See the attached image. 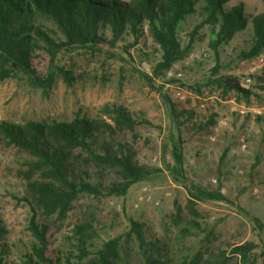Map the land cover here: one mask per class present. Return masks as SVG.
Masks as SVG:
<instances>
[{"label": "trees", "instance_id": "16d2710c", "mask_svg": "<svg viewBox=\"0 0 264 264\" xmlns=\"http://www.w3.org/2000/svg\"><path fill=\"white\" fill-rule=\"evenodd\" d=\"M230 1L0 0V82L25 76L31 85L47 89L58 74L65 79L73 78L70 70L56 62L62 51L101 53L106 45L116 47L118 40L125 39L127 34L132 37V42L122 44V48L134 59L130 51L132 45L150 37L160 55L153 63L151 73L140 69L137 72L162 95L172 110L170 119L174 125L163 145V164L172 180L188 192L187 206L193 214L188 222L199 227V214L194 208L196 201L226 200V196L221 188L210 189L187 175L183 127L194 132L208 130L216 123L217 114L212 112L199 117L193 110L179 109L164 88L165 83L176 81L174 77L167 78V73L189 55L199 29L204 26L210 29L209 46L216 54L212 76L222 66H231L230 62L221 63L220 48L249 26L252 40L235 61L253 59L264 52V10L248 13L243 2L230 5ZM191 18L196 21L195 27L183 36L182 29ZM145 54L139 52L140 57ZM45 56L49 67L42 73L37 61ZM110 56L127 61L118 52H112ZM251 75V87L243 85L245 76L226 74L213 79L225 92L232 91L249 98L255 93L254 88H264V73ZM257 121L264 123V114L257 115ZM146 122L118 102L105 103L96 116L79 111L71 120L51 118L23 124L0 120L2 141L28 152L32 156L29 169L42 172L41 178L29 180V195L20 199L30 207L28 229L33 239L18 264H64L62 252L51 250L52 225L45 220L54 215L62 219L76 198L81 195L99 199L125 196L133 184L163 173L138 159L137 130ZM228 150L226 148L223 155ZM167 152L172 161L166 160ZM174 206L181 213L182 208L176 200ZM41 215L45 216L44 220ZM180 219L177 214L176 221ZM253 220L264 232L262 220L259 217H253ZM129 223L127 233L103 242L96 250L90 248L91 239L97 236L92 223L76 225V243L70 252L76 259L75 264H178V261L184 264L172 256L168 244L148 233L142 222L129 218ZM188 230L183 227L180 234L188 235ZM5 233L0 217V239ZM256 247L254 242L245 241L234 245L231 253L238 259V264H259L253 252ZM5 254L0 247V264H17L7 262ZM202 257L203 252L199 251L192 259L193 263ZM215 258L213 264H221L225 251L217 253Z\"/></svg>", "mask_w": 264, "mask_h": 264}, {"label": "rangeland", "instance_id": "374dc122", "mask_svg": "<svg viewBox=\"0 0 264 264\" xmlns=\"http://www.w3.org/2000/svg\"><path fill=\"white\" fill-rule=\"evenodd\" d=\"M238 2L245 4L248 13L264 10V0H232L229 4ZM195 24L193 18L189 19L181 34L185 36ZM124 37L116 47L106 45L101 53L82 50L59 53L57 64L70 70L73 78L65 79L58 74L47 89L31 85L25 76L0 82V120L19 124L51 118L71 120L79 111L96 116L105 103H123L137 117L147 120L137 130L138 159L163 171L133 184L125 196L99 199L81 195L62 219L57 215L46 219L53 231L51 250L62 252L64 264H75L76 259L70 252L76 243V225L92 223L97 236L91 239L90 248L96 250L103 242L127 233L129 218H134L144 224L148 233L168 244L172 256L181 263L194 264L192 259L201 251L203 257L195 264L207 261L213 264L217 253L225 251L221 264H238L231 248L252 241L257 244L253 252L259 264H264V232L253 220L259 217L264 223V123L257 121V115L264 114V88H254L255 93L246 98L236 92H225L213 79L226 74L263 75L264 63L257 61L258 56L235 61L239 52L250 45L251 27L238 32L229 44L220 48L221 63L230 62L231 66H222L215 76L211 70L216 64V54L209 46L208 26L199 29L192 51L166 75L176 80L165 83L164 90L177 108L193 110L199 117L217 114L216 123L208 130L194 132L183 127L187 175L210 189L221 188L226 196V200L196 201L199 227L188 222L193 217L187 206L188 192L172 180L163 164V145L174 125L170 119L172 110L137 72L140 69L151 73L160 53L147 37L145 42L132 45L130 51L135 56L132 59L122 48V44L132 42V37L127 34ZM141 51L146 56L140 57ZM112 52L122 54L127 61L111 57ZM37 64L46 73L48 57L38 59ZM254 67L257 69L253 73ZM242 137L247 142L245 148ZM226 148L229 150L223 155ZM30 159L28 152L6 144L0 137V217L6 229L0 247L6 253L5 260L17 264L33 239L28 229L30 207L20 199L29 195V180H37L42 175L29 169ZM166 160L172 161L169 152ZM175 200L182 208L181 213L174 206ZM177 214L179 221H176ZM44 219L41 215V220ZM183 227L190 234L182 236Z\"/></svg>", "mask_w": 264, "mask_h": 264}, {"label": "built area", "instance_id": "2783aa9c", "mask_svg": "<svg viewBox=\"0 0 264 264\" xmlns=\"http://www.w3.org/2000/svg\"><path fill=\"white\" fill-rule=\"evenodd\" d=\"M257 61L259 63H264V55H259L257 57ZM256 67L252 69V72L254 73L256 71ZM253 82V77L251 75L245 76L243 78V85L250 86ZM223 123H226V121H223ZM212 139H215V137H212ZM242 147L245 148L247 146V142L244 137L241 138Z\"/></svg>", "mask_w": 264, "mask_h": 264}]
</instances>
